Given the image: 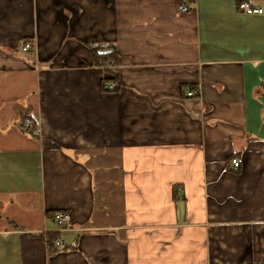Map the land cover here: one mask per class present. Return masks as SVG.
Returning <instances> with one entry per match:
<instances>
[{
  "label": "crops",
  "instance_id": "0c3cea01",
  "mask_svg": "<svg viewBox=\"0 0 264 264\" xmlns=\"http://www.w3.org/2000/svg\"><path fill=\"white\" fill-rule=\"evenodd\" d=\"M0 264H264V0H0Z\"/></svg>",
  "mask_w": 264,
  "mask_h": 264
},
{
  "label": "built area",
  "instance_id": "2783aa9c",
  "mask_svg": "<svg viewBox=\"0 0 264 264\" xmlns=\"http://www.w3.org/2000/svg\"><path fill=\"white\" fill-rule=\"evenodd\" d=\"M180 8L185 12L187 10H189L188 4H183L180 6ZM238 9L241 10V12H245L248 14H256V13L261 14V13H263V8L256 7L249 1L239 2L238 3ZM30 46H32V44L30 42H26L23 45V50L24 51L29 50L31 48ZM107 86H108L109 90H113L116 88V83H114V81L112 80V81H110V83L109 82L107 83ZM195 94H196L195 91L191 90V91H189L188 96H193ZM25 124H26L25 126H31L32 120L29 118L26 119ZM231 163H232L234 170H236L241 166L242 158L235 156L231 159ZM52 216H53V220L57 226V228H56L57 231H61L65 228L69 227L70 219H71L69 212L57 211ZM51 242H53V246L56 250H63L66 247L65 243L63 242V240L60 236H55Z\"/></svg>",
  "mask_w": 264,
  "mask_h": 264
},
{
  "label": "trees",
  "instance_id": "16d2710c",
  "mask_svg": "<svg viewBox=\"0 0 264 264\" xmlns=\"http://www.w3.org/2000/svg\"><path fill=\"white\" fill-rule=\"evenodd\" d=\"M92 51V58L94 61V64L98 66H103V67H108L112 63L117 62V56L118 52L116 48L113 45H108V47H103V46H92L91 47ZM24 120L20 124V129L26 133H30L32 135H35V129L30 126H25V121L28 119L27 117H23ZM54 215V214H53ZM53 217V216H52Z\"/></svg>",
  "mask_w": 264,
  "mask_h": 264
}]
</instances>
